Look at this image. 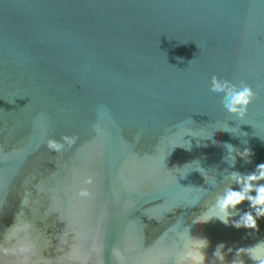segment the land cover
<instances>
[{"label": "water", "instance_id": "obj_1", "mask_svg": "<svg viewBox=\"0 0 264 264\" xmlns=\"http://www.w3.org/2000/svg\"><path fill=\"white\" fill-rule=\"evenodd\" d=\"M212 76L254 90L243 121ZM262 162L264 0H0V264H172L224 175ZM257 223L196 225L208 264Z\"/></svg>", "mask_w": 264, "mask_h": 264}, {"label": "clouds", "instance_id": "obj_2", "mask_svg": "<svg viewBox=\"0 0 264 264\" xmlns=\"http://www.w3.org/2000/svg\"><path fill=\"white\" fill-rule=\"evenodd\" d=\"M209 90L225 101L224 108L239 121H243L248 106L252 103L256 93L247 84L239 85L223 81L216 76L210 79ZM221 129L234 132L235 128L222 127ZM246 135V133H245ZM75 142L72 136L64 135L60 140L48 137L45 141L49 150L59 152L65 144L69 146ZM228 150L227 162L234 167L236 157H241L245 162H251L250 158L253 152L249 148L240 150L239 148L226 144ZM209 182L212 184L211 178ZM223 182L225 186L217 192L211 204V214L209 209L203 207V211L192 217L190 226L191 232L186 236L185 249L179 254L178 258L172 261V264H208L207 254L204 251L209 246V240L206 237L196 235L195 226L208 222L213 218L218 219L225 225L232 224L234 227H245L249 229H258V219L264 218V162L256 165L255 169L248 173L231 171L224 175ZM234 185L238 187H234ZM249 202V210L243 211L237 206L242 202ZM239 219H232L234 216ZM204 217V218H202ZM225 244L218 243L213 252L214 259L212 264H245L243 256H248L252 264H264V240L259 241L250 247H241L238 249L228 248L224 251ZM235 253L231 261L226 259L228 253Z\"/></svg>", "mask_w": 264, "mask_h": 264}]
</instances>
